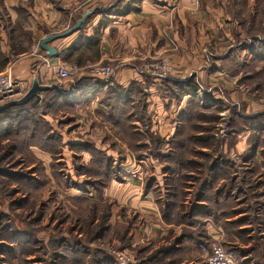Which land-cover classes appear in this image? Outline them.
<instances>
[{
    "label": "rangeland",
    "instance_id": "374dc122",
    "mask_svg": "<svg viewBox=\"0 0 264 264\" xmlns=\"http://www.w3.org/2000/svg\"><path fill=\"white\" fill-rule=\"evenodd\" d=\"M257 6L264 23V0ZM200 7L201 0L188 9L195 15ZM248 41L237 39L234 57L222 64L228 77L241 78L221 89L245 101L228 96L215 112L188 104L176 129H151L141 115L144 129H133L96 114L89 129H78L71 106L49 111L44 101L37 113L51 123L39 128L48 130L42 138L33 129L0 138V264H69L76 253L83 264H207L216 247L234 252L236 263H247L244 254L257 262L264 253V52H256L257 71L254 59L240 68ZM165 57L145 62L143 72L176 75L171 58L172 75L150 70ZM164 93L172 99V88ZM135 184L152 208H137Z\"/></svg>",
    "mask_w": 264,
    "mask_h": 264
},
{
    "label": "crops",
    "instance_id": "0c3cea01",
    "mask_svg": "<svg viewBox=\"0 0 264 264\" xmlns=\"http://www.w3.org/2000/svg\"><path fill=\"white\" fill-rule=\"evenodd\" d=\"M76 6L72 0H0V75L30 87L38 78L51 88L41 94L38 106L53 98L57 103L50 111L60 102L71 106L81 121L76 128L89 129L96 114L133 129H144L140 115L151 119V129H176L189 114L188 104L215 112L228 96L229 101H245L221 89L241 78V73L228 77L222 64L234 57L230 50L237 39L249 37L240 48L244 60L239 56V66L254 59L257 71L256 52H264L257 0H201L195 15L188 0H95L81 11ZM87 12L92 15L79 32L49 44L56 58L40 49L43 39L66 32V24L71 29ZM164 54L173 59L176 75L160 78L143 72L145 62ZM60 64H109L114 79L110 86H95L85 78L60 81ZM170 88L172 99L164 95ZM167 117L172 126L165 123ZM43 118L51 123L49 115ZM138 188L131 185L137 208H152L150 195L142 198Z\"/></svg>",
    "mask_w": 264,
    "mask_h": 264
},
{
    "label": "built area",
    "instance_id": "2783aa9c",
    "mask_svg": "<svg viewBox=\"0 0 264 264\" xmlns=\"http://www.w3.org/2000/svg\"><path fill=\"white\" fill-rule=\"evenodd\" d=\"M79 1L77 10L81 11L85 6L93 3L95 0H72ZM190 5L197 6L199 0H188ZM70 27H66V31ZM150 70L160 75H172L173 67L169 58H162L160 61L150 65ZM57 77L60 81L90 79L93 85L110 86L113 81V69L109 65L88 64L83 67L69 66L60 64L56 67ZM30 89V85L24 81L12 79L9 75H0V106L11 101L22 99ZM207 264H237L232 256L221 247L214 248Z\"/></svg>",
    "mask_w": 264,
    "mask_h": 264
},
{
    "label": "trees",
    "instance_id": "16d2710c",
    "mask_svg": "<svg viewBox=\"0 0 264 264\" xmlns=\"http://www.w3.org/2000/svg\"><path fill=\"white\" fill-rule=\"evenodd\" d=\"M39 98L33 100L30 104H28L27 106L24 107H20V108H12L8 111H6L5 113H3L2 115H0V138L4 137L7 139V137L13 133L16 134V132L18 131V129H33L32 131V135L35 137L40 136L42 138V136H44L47 133V129H39L44 123V116L45 115H41L39 116V114L37 113V110L39 108L38 106V100ZM57 98H53L49 104H48V109H50L49 107H53L54 105H56L57 103ZM44 101L41 102V104ZM196 106H199L198 103L194 102L193 103ZM62 105V103L60 102V106ZM59 106V108H60ZM50 111V110H49ZM47 116V115H46ZM254 120L256 122V117H254ZM30 126V127H29ZM33 126V127H31ZM29 127V128H28ZM47 130V131H46ZM263 165H264V161H263ZM171 215V212H169V215ZM228 252V251H227ZM229 254H231L233 256V253L228 252ZM264 253H262L260 255V257L258 258V261L253 263V259L249 260L250 256L249 255H243V258H247L248 261L245 264H264ZM83 258L84 256H82V254L76 253L74 254L70 259H69V264H83ZM249 262V263H248ZM237 264H239L237 262Z\"/></svg>",
    "mask_w": 264,
    "mask_h": 264
},
{
    "label": "water",
    "instance_id": "95a60500",
    "mask_svg": "<svg viewBox=\"0 0 264 264\" xmlns=\"http://www.w3.org/2000/svg\"><path fill=\"white\" fill-rule=\"evenodd\" d=\"M92 13L91 12H87L80 21H78L74 27H72L71 29H69L68 31L59 34V35H53L50 37H47L45 39H43L40 42V49L45 52L49 58H56L58 53L55 49L49 47V44L59 40V39H65L77 32H79L83 26L86 24L89 16H91ZM51 88L49 86H45L42 85L40 83V80L38 78H35L32 82V85L29 89V91L27 92V94L20 100L17 101H11L9 103H6L2 106H0V115H2L3 113H5L6 111L12 109V108H20V107H24L27 106L28 104H30L33 100L39 98L41 96V94L46 93V92H50Z\"/></svg>",
    "mask_w": 264,
    "mask_h": 264
}]
</instances>
